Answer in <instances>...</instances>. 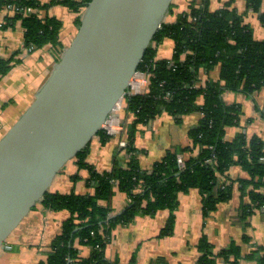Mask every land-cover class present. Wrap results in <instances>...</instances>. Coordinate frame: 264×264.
I'll return each mask as SVG.
<instances>
[{
	"label": "trees",
	"instance_id": "obj_1",
	"mask_svg": "<svg viewBox=\"0 0 264 264\" xmlns=\"http://www.w3.org/2000/svg\"><path fill=\"white\" fill-rule=\"evenodd\" d=\"M90 1L51 0L49 5L63 4L79 13V26L82 12ZM235 1L229 0L225 6L214 10L211 0H191L189 9L180 13L175 22L162 24L138 67L148 75V88L142 93L125 95V110L130 120L124 122V130L118 138L125 139L126 145L119 144L112 169L97 171L87 161V146L76 159L81 168L89 170L95 192L47 191L41 201L55 211L67 209L71 213L63 222L61 232L53 238L43 264H119L105 254L111 230L118 224H130L138 214L155 215L167 209L170 216L162 234H173L179 193L191 189H198L202 195L204 216L214 213L222 202L232 198L236 181L243 196L248 194L250 198L241 206L243 221L255 209L264 207V140L257 135L249 138L246 132L232 140L225 139L226 128L240 124L242 106L228 104L222 93L231 90L254 97L264 88V39H257L244 19L252 10L259 13L264 26L263 0H246V11L242 13L234 6ZM43 6L39 0H0V9L12 11L0 23V28L15 27L20 21L25 29L24 47L32 46L35 51L51 44L58 50V61L63 23L53 16H40L35 9ZM172 8L173 5L170 11ZM168 38L174 41L173 56L158 58V45ZM15 61V56L0 55V76L9 73ZM218 66L219 79L209 78L203 83L202 70L209 73ZM195 111H200L202 116L189 132L192 145L171 149L150 169H142L138 159L140 150L134 145L139 126L163 113L171 114L182 123L184 115ZM98 135L104 142L112 138L105 130ZM196 150H199L197 154ZM179 154L184 157L183 168L178 166ZM233 165L243 168L249 176L238 180L221 179ZM115 187L130 195L131 202L122 212L111 216L109 204L104 205L102 201L111 200ZM77 241L92 247L89 257L81 256ZM198 243L201 254L196 264H214L216 257H224L230 264L240 263L242 247L236 242L218 254L206 235ZM262 252L264 245L249 257L255 256L264 264ZM133 263L132 259L129 264Z\"/></svg>",
	"mask_w": 264,
	"mask_h": 264
},
{
	"label": "crops",
	"instance_id": "obj_2",
	"mask_svg": "<svg viewBox=\"0 0 264 264\" xmlns=\"http://www.w3.org/2000/svg\"><path fill=\"white\" fill-rule=\"evenodd\" d=\"M39 1L44 5L35 9L40 16H53L63 23L59 35V50L62 53L77 33V18L80 14L63 4L49 5L51 0ZM190 1L174 0L172 11L168 13L165 21L175 22L180 13L189 9ZM228 1L211 0V7L214 10L221 8ZM234 6L240 13L245 12L247 1L236 0ZM261 11L264 12V0ZM9 14H12L11 10L0 9V23ZM244 19L253 28L255 37L264 39V26L259 19V13L249 10ZM21 24L19 21L15 27L0 28V55L6 58L15 56L16 60L9 73L0 76V124L7 126L0 138L32 103L60 56L51 44L33 52L26 51L25 29ZM158 46V58L169 59L173 56L175 46L172 39L168 38ZM220 75L218 66L209 73L202 70L201 78L204 83L209 78L218 80ZM222 94L228 104L239 103L242 106L240 124L228 126L225 139L232 140L239 133L246 132L249 138L257 135L264 140V88L256 92L254 97L231 90H225ZM202 100L203 97L200 98L201 102ZM119 115L124 122L130 120L126 110H121ZM201 116L200 111H195L184 115L183 122L178 123L171 114L163 113L148 124L139 126L134 145L140 150L138 159L141 168L150 169L171 149L191 146L189 132L199 123ZM122 140L112 137L104 142L103 138L97 135L89 145L87 161L99 172L111 170ZM198 152L199 150H196V154ZM230 168L226 175H221V179L238 180L249 176L248 172L238 165ZM90 177L89 170L81 168L75 158L56 175L49 191L93 194L96 188ZM179 194L180 204L175 210L176 223L173 234H162L169 221V210H159L155 215L138 214L130 224H118L111 230L105 249L106 257L119 264H129L132 259L133 264H196L201 254L198 242L206 235L215 246V254L236 242L242 247L239 264H262L255 256L249 255L255 254L256 250L264 245V207L255 209L252 215L243 221L241 206L249 202L250 198L248 194L243 196L237 181L233 185L232 198L222 202L214 213L207 216L203 214V199L198 189ZM130 202V195L115 187L111 200L102 201V204H109L111 216H115ZM70 216L71 213L67 209L55 211L41 202L37 204L0 248V264H43L48 257L53 238L61 232L63 222ZM76 244L81 256L91 255L90 245H82L78 241ZM214 264L230 263L224 257H216Z\"/></svg>",
	"mask_w": 264,
	"mask_h": 264
},
{
	"label": "water",
	"instance_id": "obj_3",
	"mask_svg": "<svg viewBox=\"0 0 264 264\" xmlns=\"http://www.w3.org/2000/svg\"><path fill=\"white\" fill-rule=\"evenodd\" d=\"M174 0H91L71 44L0 138V248L126 97Z\"/></svg>",
	"mask_w": 264,
	"mask_h": 264
},
{
	"label": "built area",
	"instance_id": "obj_4",
	"mask_svg": "<svg viewBox=\"0 0 264 264\" xmlns=\"http://www.w3.org/2000/svg\"><path fill=\"white\" fill-rule=\"evenodd\" d=\"M31 11V10H30ZM26 51L33 52L34 47L26 48ZM149 79L146 72L139 71L137 74L133 77L131 81V86L128 89V93H142L148 88ZM125 99L120 103L118 109L111 115V117L105 121L103 130L106 131V133L112 137H119L121 136V133L124 130L125 124L124 121H122L119 112L121 110H125ZM121 145H126V140L123 139L120 142ZM178 166L179 168H183L185 166L184 157L183 154L178 155Z\"/></svg>",
	"mask_w": 264,
	"mask_h": 264
},
{
	"label": "rangeland",
	"instance_id": "obj_5",
	"mask_svg": "<svg viewBox=\"0 0 264 264\" xmlns=\"http://www.w3.org/2000/svg\"><path fill=\"white\" fill-rule=\"evenodd\" d=\"M62 54V53H61ZM9 120V118H7ZM7 126H3V124H0V135L3 134V131L6 129Z\"/></svg>",
	"mask_w": 264,
	"mask_h": 264
}]
</instances>
